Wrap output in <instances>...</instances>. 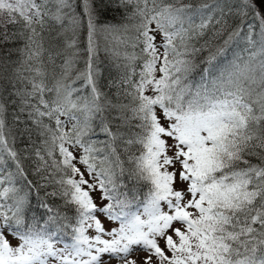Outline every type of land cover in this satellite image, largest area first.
Returning a JSON list of instances; mask_svg holds the SVG:
<instances>
[{
	"label": "snow or ice",
	"instance_id": "1",
	"mask_svg": "<svg viewBox=\"0 0 264 264\" xmlns=\"http://www.w3.org/2000/svg\"><path fill=\"white\" fill-rule=\"evenodd\" d=\"M0 264H264V0H0Z\"/></svg>",
	"mask_w": 264,
	"mask_h": 264
},
{
	"label": "trees",
	"instance_id": "2",
	"mask_svg": "<svg viewBox=\"0 0 264 264\" xmlns=\"http://www.w3.org/2000/svg\"><path fill=\"white\" fill-rule=\"evenodd\" d=\"M195 2H200V0H195ZM111 13L107 14L106 19L111 20L112 18ZM117 19H119V17L117 16ZM81 39L83 40V36L81 37ZM99 43L101 45V53H100V67L102 69L103 75L101 77V82L102 83H107L109 80L112 79H116L118 76V72L115 66H113L110 62V60L108 59V57L106 56V54L103 51V48L105 46L106 41L104 40V38L99 37ZM83 46V45H82ZM110 46V45H109ZM107 91V89H105ZM112 91H115V89H113ZM25 166L26 168L31 169V162L30 161H25ZM30 179H35V177H33L31 174L29 175ZM129 184L132 183V181H128Z\"/></svg>",
	"mask_w": 264,
	"mask_h": 264
},
{
	"label": "rangeland",
	"instance_id": "3",
	"mask_svg": "<svg viewBox=\"0 0 264 264\" xmlns=\"http://www.w3.org/2000/svg\"><path fill=\"white\" fill-rule=\"evenodd\" d=\"M102 37V36H101ZM103 38V37H102Z\"/></svg>",
	"mask_w": 264,
	"mask_h": 264
}]
</instances>
